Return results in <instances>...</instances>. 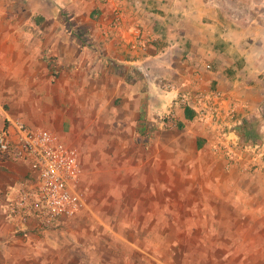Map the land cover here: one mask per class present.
I'll return each instance as SVG.
<instances>
[{
	"label": "rangeland",
	"instance_id": "1",
	"mask_svg": "<svg viewBox=\"0 0 264 264\" xmlns=\"http://www.w3.org/2000/svg\"><path fill=\"white\" fill-rule=\"evenodd\" d=\"M0 1L48 47L28 113L83 199L22 230L1 189L0 264H264V0Z\"/></svg>",
	"mask_w": 264,
	"mask_h": 264
},
{
	"label": "built area",
	"instance_id": "2",
	"mask_svg": "<svg viewBox=\"0 0 264 264\" xmlns=\"http://www.w3.org/2000/svg\"><path fill=\"white\" fill-rule=\"evenodd\" d=\"M0 157L32 166L11 187L6 208L22 230L59 222L83 206L77 188L82 174L78 151L53 132L30 128L20 118H6L0 126Z\"/></svg>",
	"mask_w": 264,
	"mask_h": 264
},
{
	"label": "crops",
	"instance_id": "3",
	"mask_svg": "<svg viewBox=\"0 0 264 264\" xmlns=\"http://www.w3.org/2000/svg\"><path fill=\"white\" fill-rule=\"evenodd\" d=\"M0 1V25L12 17V6L7 10ZM28 17L23 20L26 21ZM15 25L17 22L11 20ZM16 26V25H15ZM19 28V25L16 26ZM32 31H3L0 30V126L6 118H20L30 128H44L40 120L44 117L32 112L30 104L49 102L50 98V69L45 58L47 46L40 44L42 35ZM38 38V39H36ZM58 46L56 51L66 48ZM49 64V65H48ZM52 71V69H51ZM55 114H58L55 113ZM32 171L30 163L0 157V190L10 188L16 181Z\"/></svg>",
	"mask_w": 264,
	"mask_h": 264
},
{
	"label": "trees",
	"instance_id": "4",
	"mask_svg": "<svg viewBox=\"0 0 264 264\" xmlns=\"http://www.w3.org/2000/svg\"><path fill=\"white\" fill-rule=\"evenodd\" d=\"M49 65V64H48ZM50 66V65H49ZM53 76H57L56 74H53ZM193 115H194V111L189 107V106H186L184 108V118L185 119H192L193 118ZM176 125L178 127H183V122L182 121H178L176 123ZM202 144V140L201 139H198V145L201 146Z\"/></svg>",
	"mask_w": 264,
	"mask_h": 264
}]
</instances>
